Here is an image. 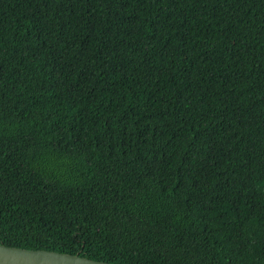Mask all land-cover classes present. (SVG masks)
Listing matches in <instances>:
<instances>
[{
    "label": "trees",
    "instance_id": "trees-1",
    "mask_svg": "<svg viewBox=\"0 0 264 264\" xmlns=\"http://www.w3.org/2000/svg\"><path fill=\"white\" fill-rule=\"evenodd\" d=\"M0 242L264 264V0H0Z\"/></svg>",
    "mask_w": 264,
    "mask_h": 264
},
{
    "label": "water",
    "instance_id": "water-1",
    "mask_svg": "<svg viewBox=\"0 0 264 264\" xmlns=\"http://www.w3.org/2000/svg\"><path fill=\"white\" fill-rule=\"evenodd\" d=\"M0 264H114L78 254L46 249H32L0 242Z\"/></svg>",
    "mask_w": 264,
    "mask_h": 264
},
{
    "label": "bare ground",
    "instance_id": "bare-ground-1",
    "mask_svg": "<svg viewBox=\"0 0 264 264\" xmlns=\"http://www.w3.org/2000/svg\"><path fill=\"white\" fill-rule=\"evenodd\" d=\"M54 57V56H53Z\"/></svg>",
    "mask_w": 264,
    "mask_h": 264
}]
</instances>
